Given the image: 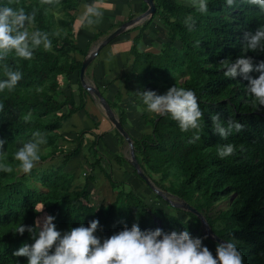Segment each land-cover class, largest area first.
Wrapping results in <instances>:
<instances>
[{
  "label": "trees",
  "instance_id": "16d2710c",
  "mask_svg": "<svg viewBox=\"0 0 264 264\" xmlns=\"http://www.w3.org/2000/svg\"><path fill=\"white\" fill-rule=\"evenodd\" d=\"M3 3L7 0H0V4ZM79 3V0H59V3L45 5L41 0H16L13 5L22 6L29 13L36 11L35 23L28 26L29 31L47 32L52 48L45 51L41 45L34 49L31 60L19 58L14 52L0 60V80L6 79L5 65L9 70L22 73L15 88L0 92V103L4 105V110L0 111V140L5 141L0 147V158H6L5 162L13 167L11 173L0 171V264H27V257L13 256V252L25 243H33V239L27 231L20 235L14 230L20 223L34 225L40 215L34 206L39 203H44L43 211L47 215L55 217L53 223L62 234L80 224L87 227L93 219L99 221L94 235L101 242L125 227L131 228L133 223L141 230L160 228L166 233L186 229L192 237L203 238V245L215 256L218 242L202 231L195 214L172 207L142 179L155 200L162 201L165 207L149 202L130 182L115 180L102 164L105 155L98 150L97 140L89 146L94 160L88 164L91 168L88 172L98 166L105 175L115 193L111 203L107 206L92 203L86 186L74 187L73 173L64 170L69 159L79 154L84 134L82 130L77 133L69 151L58 144L63 139V124L84 109V95L88 92L79 80L81 63L92 43L109 33L100 31L85 48L81 47L74 36ZM154 4L152 16L129 29L139 26L129 49L132 59L124 80H133L140 92L147 86L157 94H164L174 85L193 90L204 113L200 121L204 131L199 141L188 143L192 131L182 132L170 115L160 116L148 111L137 94L134 104L150 131L139 137L129 134L135 157L158 189L196 208L217 236L235 243L243 253L244 264H264V106H253L254 98L246 91L247 80L240 75L235 79L226 78L221 67L222 60L234 62L242 54L245 32L254 33L264 27V13L241 0H236L231 7L226 0H208L206 14L198 13L190 0H154ZM146 7L144 3V10ZM188 15L196 19L191 31L183 23ZM155 18L165 25L167 40L159 47L156 45L158 50L152 52L141 48L140 41ZM55 32L60 35H53ZM243 54L253 57L254 63L264 60V52ZM250 75L255 78L259 73L254 71ZM59 77L66 90L61 89ZM96 87L105 96L104 91ZM108 104L124 127L125 110L116 102L108 101ZM85 114L98 125L90 113ZM216 114L222 122L232 118L244 124L243 131H233L227 140L221 139L212 128L211 116ZM36 131L46 140L40 147L39 162L60 155L63 158L56 166L44 170L35 167L30 174H25L19 170L14 153L32 139ZM226 143L233 144L235 152L220 159L217 147ZM113 160L120 165L126 161L119 153ZM130 168L138 177L131 165ZM86 178L93 179L92 173L86 174ZM224 200L226 205L218 208ZM166 207L176 213L168 212Z\"/></svg>",
  "mask_w": 264,
  "mask_h": 264
},
{
  "label": "clouds",
  "instance_id": "9594fccd",
  "mask_svg": "<svg viewBox=\"0 0 264 264\" xmlns=\"http://www.w3.org/2000/svg\"><path fill=\"white\" fill-rule=\"evenodd\" d=\"M16 0H7L0 4V60H4L10 53L19 58L31 60L34 49L43 46L50 51L52 42L47 32L39 29L29 31L34 25L36 11L27 12L24 7L15 5ZM59 0H41V4L52 5ZM191 6L200 14L208 12V0H190ZM236 0H226L231 7ZM241 3L254 5L264 13V0H241ZM103 10L97 3L86 4L79 17L80 28H91L102 22ZM189 31L193 30L196 19L188 15L183 21ZM27 25V26H26ZM59 36V32L53 33ZM66 35V33H65ZM245 45L242 54L234 62L228 59L221 61L223 74L226 78L235 79L240 75L247 80L246 91L254 98V107L264 106V60L253 62V57L243 53L264 52V27H259L254 33H244ZM198 46V44H197ZM258 72L257 77L250 73ZM6 79L0 80V92L5 89L12 90L22 79L18 70H9L5 65ZM147 110L157 115H170L178 123L182 132L192 131L188 143L193 144L201 139L204 129L200 123L204 113L201 111L197 96L191 89L171 86L164 94H157L153 90L138 92ZM4 110L0 103V111ZM30 118L25 117V122ZM213 131L221 139L227 140L233 131L241 132L244 124L229 118L222 122L219 115L211 116ZM5 141L0 140V147ZM46 140L39 132L32 133V139L24 142L14 153V159L19 162V170L30 174L40 160V147ZM235 147L231 143L221 144L217 147V156L220 159L233 155ZM0 158V171L13 172V167ZM44 209V203L34 206L39 213ZM55 217L44 216L37 219L33 226L18 224L14 233L23 235L27 231L33 243H25L13 252V256L27 257V264H244L243 253L231 241L218 242L216 254L213 256L209 248L202 243L203 238H194L185 229L164 232L160 228L154 230H141L138 224L133 223L131 228H123L101 242L94 235L99 221L93 219L85 227L80 224L64 232L56 229L53 223ZM206 238V237H205Z\"/></svg>",
  "mask_w": 264,
  "mask_h": 264
},
{
  "label": "crops",
  "instance_id": "0c3cea01",
  "mask_svg": "<svg viewBox=\"0 0 264 264\" xmlns=\"http://www.w3.org/2000/svg\"><path fill=\"white\" fill-rule=\"evenodd\" d=\"M79 2L74 21V36L78 44L83 48L86 47L89 40L96 33L104 30L110 32L115 25H120L121 22H123V18H125L124 20L129 19V16H132L133 18L146 10H144L145 2L143 0H79ZM94 2L103 10L102 22L91 28H80L79 17L84 11V6ZM144 20L137 25H140ZM149 27L150 32H152L153 30L158 29L160 24L158 22L155 23L153 20ZM129 29H127L128 31L125 30L100 49L97 57H94L90 65H88L85 71V77L90 78L92 82L91 84L97 85L104 91V97L106 100L116 102L125 110L127 115V120L124 125L125 129L131 136L139 137L141 134L149 132L150 126L144 124L141 112L133 101L134 97L140 92L139 86L133 80H124L125 75L130 71V63L132 59L129 49L133 37L138 33L137 29L131 31ZM145 36L146 34L144 33V44L142 48L148 49L149 45L153 46L151 42L152 39L158 41L157 36L156 38H149V41ZM149 36L150 35H147L146 37ZM100 37L92 43L89 49L93 48L105 37V35L103 38ZM151 88V86H147L146 90ZM84 99V109L69 117L61 128L63 139H60L58 144L62 149L63 146H65L63 143L74 146V140L77 133L81 130L84 131L81 139L80 152L77 157H74L77 160H70V158L65 169L72 172L75 176L73 179L74 187L79 189L86 186L90 193V197L92 194H97L99 189H102L101 193L104 194H107L109 190V193L113 194V201L115 193L112 192L105 175L99 170L98 166L93 168L92 172H90L92 173L93 179L90 180L85 177L81 180L80 171L83 168L89 171L91 168L88 164L92 163L94 160L92 153L89 150V146L94 140H97L98 150L105 155L102 159V164L104 165L105 170L109 171L115 180H126L130 182L135 190L136 187L142 186L140 183L143 185L145 184L140 178L132 173V169L127 160L122 165L113 160L116 153L122 154L126 159L128 155H125V151H127L128 154V146L126 142L124 143L125 140L121 141L118 135L114 132L115 128L105 117L99 104L94 98L89 94H85ZM86 112L90 113L95 118L96 122H98L97 126H95L93 121L86 116ZM79 155L81 156L80 159ZM83 160L85 161L84 163H82ZM79 161L81 164L78 163Z\"/></svg>",
  "mask_w": 264,
  "mask_h": 264
},
{
  "label": "water",
  "instance_id": "95a60500",
  "mask_svg": "<svg viewBox=\"0 0 264 264\" xmlns=\"http://www.w3.org/2000/svg\"><path fill=\"white\" fill-rule=\"evenodd\" d=\"M145 4L147 5V8L144 12L141 14L127 19L121 24L116 27L113 31L109 32L102 40H100L93 48H91L85 57L82 60L80 71H79V80L82 85V87L96 100L99 104V106L102 108L105 116L107 119L111 122L112 126L119 132V134L124 138L127 146H128V156L126 157L127 162L132 166V168L136 171L138 177L144 181V183L155 193L171 204L174 208H180L189 212H192L195 214L200 222H201V228L202 231L212 240L216 242H224L222 238L217 236L212 229L210 228L208 222L206 221V218L196 210L193 206L188 204L183 199L176 197L170 193L162 192L160 189H158L150 180V178L144 173L142 168L140 167L139 162L137 161L134 153V147L133 142L131 139V136L127 132V130L122 126V124L119 121L118 116L114 113V111L111 109L110 105L108 104L106 98L102 95L100 90L96 87L94 84H90L86 81L85 78V71L88 67V65L91 63V61L94 59V57L98 54L100 49H102L106 44H108L110 41H112L114 38H116L118 35L123 33L125 30L137 25L142 20L147 19L152 16V14L155 12V4L154 0H143Z\"/></svg>",
  "mask_w": 264,
  "mask_h": 264
},
{
  "label": "rangeland",
  "instance_id": "374dc122",
  "mask_svg": "<svg viewBox=\"0 0 264 264\" xmlns=\"http://www.w3.org/2000/svg\"><path fill=\"white\" fill-rule=\"evenodd\" d=\"M125 18H123V21H125L124 20ZM154 21H155V23L156 22H158L159 24H160V27H158V29H156V30H153L152 32H150V27H148V29L145 31V34H146V36L147 35H150L149 37H146L145 36V38H148V41H149V38H156V36L158 37V41H156V40H154V39H152L151 40V42H152V44H153V46H151V45H149L148 46V49H146L145 48V50H148V51H152V52H155V51H157L158 50V47H159V45L160 44H162L163 42H165L166 40H167V38L165 37V35H164V32H165V30H166V27H165V25L163 24V22L160 20V19H157V18H155L154 19ZM116 27H114V28H112L111 30H110V32L111 31H113L114 29H115ZM138 31H139V26H138V29H137ZM150 33V34H149ZM106 36V35H105ZM104 37V35L103 36H101L100 38H103ZM157 42V43H156ZM143 38L141 39V41H140V47L142 48L143 47ZM158 47H157V46ZM176 45H179V42H176ZM90 50V49H89ZM88 50V51H89ZM79 59L81 58V56L79 55V56H77ZM86 78V81L88 82V83H92L91 82V79L90 78H87V77H85ZM59 80H60V83H61V89H63V90H66V85H64V84H62V82H61V79H60V77H59ZM76 83V82H75ZM74 86H76V84H74ZM89 94V93H88ZM90 95V94H89ZM91 96V95H90ZM93 98V97H92ZM97 102V101H96ZM98 103V102H97ZM101 108V107H100ZM101 110H102V108H101ZM102 112H103V110H102ZM104 113V112H103ZM105 115V114H104ZM117 116V115H116ZM106 117V116H105ZM107 118V117H106ZM61 131H62V129H61ZM115 132V131H114ZM116 133V132H115ZM124 143H125V141H124ZM63 145H65V146H63V150L64 151H69L73 146H71V145H68V144H64L63 143ZM125 155L127 156L128 154H127V151H125ZM78 156V155H77ZM77 156H74V157H77ZM74 157H72L70 160H72V159H74V160H77V159H75ZM80 155H79V159H80ZM62 158H63V156L62 155H60V156H57V157H55V158H53V159H47V160H45V161H40L35 167L36 168H38V169H42V170H44V169H47V168H49L50 166H56V165H58V164H60L61 163V160H62ZM85 161L83 160L82 161V163H84ZM79 164H81V162L79 161L78 162ZM34 167V168H35ZM66 167V166H65ZM65 167H64V170H66L65 169ZM90 173V172H89ZM86 174H88V171L86 170V169H82L81 171H80V175H81V180L82 179H84L85 177H86ZM74 178H75V176H74ZM80 180V179H79ZM140 180V179H139ZM142 186H139V187H136V190H138V192L140 193V194H142L143 196H145L146 197V199L149 201V202H154L155 201V204L156 203H159V205L161 206V207H165V205H164V203L162 202V201H157V200H155V197H154V194L151 192V191H149L145 186L146 185H143L142 183H140ZM40 186V185H39ZM100 192V193H99ZM99 192L97 193V194H92L91 195V202L92 203H94V204H96V205H100V206H107L110 202H112V198H113V194L112 193H109V190H108V193L107 194H104V193H101L102 192V189H99ZM113 192V191H112ZM226 205V201L224 200V201H221L219 204H218V208H221V207H224ZM167 208V211L168 212H170V213H176L175 212V210H173V209H171V208H168V207H166ZM47 214L44 212V211H42V212H40V215L37 217V219H40L41 221L43 220V218H44V216H46ZM179 216H181V217H184V215L182 214V213H179ZM36 219V220H37Z\"/></svg>",
  "mask_w": 264,
  "mask_h": 264
},
{
  "label": "bare ground",
  "instance_id": "6f19581e",
  "mask_svg": "<svg viewBox=\"0 0 264 264\" xmlns=\"http://www.w3.org/2000/svg\"><path fill=\"white\" fill-rule=\"evenodd\" d=\"M96 101V100H95ZM108 102V101H107ZM111 123V122H110Z\"/></svg>",
  "mask_w": 264,
  "mask_h": 264
}]
</instances>
